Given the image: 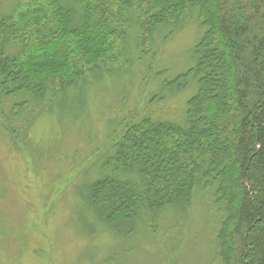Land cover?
<instances>
[{
	"label": "trees",
	"instance_id": "1",
	"mask_svg": "<svg viewBox=\"0 0 264 264\" xmlns=\"http://www.w3.org/2000/svg\"><path fill=\"white\" fill-rule=\"evenodd\" d=\"M13 2L0 8V122L16 147L71 88L130 77L139 61L145 89L157 52L194 19L186 66L158 70L161 94L148 97L190 90L182 116L123 115L85 199L129 234L138 215L152 228L162 211H186L201 194L217 219L215 262L264 264V0Z\"/></svg>",
	"mask_w": 264,
	"mask_h": 264
},
{
	"label": "rangeland",
	"instance_id": "2",
	"mask_svg": "<svg viewBox=\"0 0 264 264\" xmlns=\"http://www.w3.org/2000/svg\"><path fill=\"white\" fill-rule=\"evenodd\" d=\"M13 3L0 0V8ZM196 27L191 19L159 48L145 89L146 65L139 61L129 65L130 77L106 74L71 88L35 118L27 146L16 147L0 122V264H111L110 257L115 264H217V219L201 194L186 211H162L152 228L138 215L129 234L112 231L85 199L87 186L105 168L102 162L114 153L123 115L144 110L155 117L182 116L190 90L166 93L154 103L148 97L161 94L164 75L158 70L186 66Z\"/></svg>",
	"mask_w": 264,
	"mask_h": 264
}]
</instances>
